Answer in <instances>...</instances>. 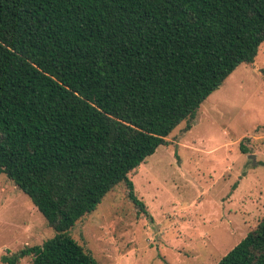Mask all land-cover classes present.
<instances>
[{
	"label": "trees",
	"instance_id": "obj_1",
	"mask_svg": "<svg viewBox=\"0 0 264 264\" xmlns=\"http://www.w3.org/2000/svg\"><path fill=\"white\" fill-rule=\"evenodd\" d=\"M263 42L264 0H0V174L55 231L1 261L99 264L70 229L119 182L149 215L129 174ZM215 264H264V216Z\"/></svg>",
	"mask_w": 264,
	"mask_h": 264
},
{
	"label": "rangeland",
	"instance_id": "obj_2",
	"mask_svg": "<svg viewBox=\"0 0 264 264\" xmlns=\"http://www.w3.org/2000/svg\"><path fill=\"white\" fill-rule=\"evenodd\" d=\"M191 124L181 122L129 174L149 215L119 182L70 229L99 264H215L264 216V42L252 64L237 66L200 104ZM54 234L1 173L0 264Z\"/></svg>",
	"mask_w": 264,
	"mask_h": 264
}]
</instances>
